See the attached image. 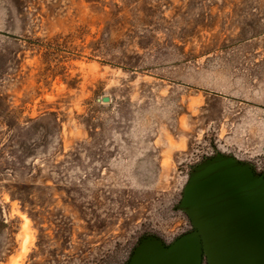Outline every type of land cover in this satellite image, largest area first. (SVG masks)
<instances>
[{
	"label": "rangeland",
	"instance_id": "1",
	"mask_svg": "<svg viewBox=\"0 0 264 264\" xmlns=\"http://www.w3.org/2000/svg\"><path fill=\"white\" fill-rule=\"evenodd\" d=\"M214 154L264 163V0H0V264L170 241Z\"/></svg>",
	"mask_w": 264,
	"mask_h": 264
},
{
	"label": "water",
	"instance_id": "2",
	"mask_svg": "<svg viewBox=\"0 0 264 264\" xmlns=\"http://www.w3.org/2000/svg\"><path fill=\"white\" fill-rule=\"evenodd\" d=\"M178 208L196 230L169 248L156 237L143 238L133 263L198 264L203 250L209 264H264V179L247 164L224 154L203 160L190 173Z\"/></svg>",
	"mask_w": 264,
	"mask_h": 264
},
{
	"label": "flooded vegetation",
	"instance_id": "3",
	"mask_svg": "<svg viewBox=\"0 0 264 264\" xmlns=\"http://www.w3.org/2000/svg\"><path fill=\"white\" fill-rule=\"evenodd\" d=\"M216 155L217 154L210 155L207 158H212ZM207 158H205V159H207ZM239 161L247 164L250 167L251 171L255 175L260 176L264 179V163L262 165H260V163L253 164V163H251V161H241L240 159H239ZM194 167L191 168L190 173L193 171ZM190 173H189V175H190ZM188 178H189V176H188ZM182 196H183V191L181 193V199H182ZM180 202H181V200H180ZM182 213L187 217L188 222H187V225H185V228L182 229L181 233L178 234L177 237H174L175 239L173 238L170 241H165L161 237H159L158 235L153 234V233L143 234V235L139 236L138 239H136L133 243L130 244V246L128 247V249L125 252V256L122 258V261H120L117 264H137V263L132 262L133 261V255L136 252V250L138 249V247L140 246L143 238L150 237V236L156 237L157 239H159L161 241L162 245L165 248H169L172 244L175 243V241L180 236L195 231L196 229L193 226V224H192L191 220L189 219V217L187 216V214L184 211H182ZM174 264H193V263L190 261V259H188L187 261H181L180 260L178 263H174ZM198 264H209L207 256L203 250L201 251L200 260H199Z\"/></svg>",
	"mask_w": 264,
	"mask_h": 264
},
{
	"label": "bare ground",
	"instance_id": "4",
	"mask_svg": "<svg viewBox=\"0 0 264 264\" xmlns=\"http://www.w3.org/2000/svg\"><path fill=\"white\" fill-rule=\"evenodd\" d=\"M23 219V218H22ZM24 219H25V223H24V225L25 226H27L28 225V220L24 217ZM27 242V237L25 236V238H24V243H26ZM29 242V241H28Z\"/></svg>",
	"mask_w": 264,
	"mask_h": 264
},
{
	"label": "trees",
	"instance_id": "5",
	"mask_svg": "<svg viewBox=\"0 0 264 264\" xmlns=\"http://www.w3.org/2000/svg\"><path fill=\"white\" fill-rule=\"evenodd\" d=\"M49 116H51V117H52V115H51V114H49ZM55 125H57L56 121H55Z\"/></svg>",
	"mask_w": 264,
	"mask_h": 264
}]
</instances>
